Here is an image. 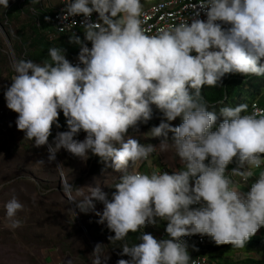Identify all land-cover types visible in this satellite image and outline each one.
<instances>
[{"label": "clouds", "instance_id": "9594fccd", "mask_svg": "<svg viewBox=\"0 0 264 264\" xmlns=\"http://www.w3.org/2000/svg\"><path fill=\"white\" fill-rule=\"evenodd\" d=\"M8 3L0 0V8ZM63 3L62 19L98 14V20L82 23L91 46L73 33L69 41L80 45L78 64L70 63L59 46L48 47V59L40 63L14 61L3 95L6 107L17 113L16 128L34 146L46 145L49 162L63 147L81 159L91 153L120 173L108 185L115 189L109 198L99 184L87 186V192L74 187L57 164L67 200L75 201L80 212L93 211L96 222L114 233L110 241L155 224L156 218L167 221L169 238L140 231L139 243L120 246L129 259L116 264H194L182 240L191 234L243 248L264 226V110L223 106L217 123V112L209 109L201 88L221 84L226 73L264 75V0H196L191 7L198 4L205 19L197 10L190 22L181 19L153 34L142 26L141 0ZM151 105L163 118L144 135L162 137L156 145L139 143L129 134L152 118ZM58 110L67 130L56 132L48 143L51 126L59 127ZM177 117L180 123L172 126L169 122ZM80 131L84 138L75 139ZM168 151L179 157L182 168L171 173L138 170L153 153ZM233 162L236 166L227 170ZM257 168L258 178L247 192L230 179L239 175L246 182ZM95 201L102 202V211L95 209ZM2 207L0 222L9 229L19 227L24 205L12 195ZM90 254L91 264H106L100 244Z\"/></svg>", "mask_w": 264, "mask_h": 264}, {"label": "trees", "instance_id": "16d2710c", "mask_svg": "<svg viewBox=\"0 0 264 264\" xmlns=\"http://www.w3.org/2000/svg\"><path fill=\"white\" fill-rule=\"evenodd\" d=\"M57 6H46L43 0H9L6 9L0 8V25L3 26L5 32L10 38L11 51L7 44L0 36V71L3 65L6 66L7 85L3 88L0 87V109H4V115L0 120V187L7 188L17 182H28L36 186L40 194L55 192L64 195L61 189L62 179L57 173L55 167L57 164L62 165L64 171V179L74 184V187H80L81 191L87 189V186H96L101 183L100 188H103L109 194L115 191L114 188H104L103 183L105 180H111L110 185L115 183L120 175L119 172L113 170L111 167H106L98 157L89 153L88 158L83 162L81 158L72 155L70 152L61 147L55 154V160L49 162L47 160L46 145L36 147L32 144L31 140L24 138L22 130H18L16 125H10L5 122L6 116L9 118L11 114L17 115L14 111L6 107L4 99V89L10 85L11 78L14 75L13 63L19 59L32 60L40 63L47 57V49L50 46H59L64 50L65 58L70 63L77 57L80 45L70 42L69 36L66 34L58 33L54 29L52 22L53 14ZM78 36L81 41L88 43L84 39L83 29L80 30ZM12 53V60L9 62L10 54ZM201 95L207 101L210 110L217 112V123L223 117L219 114V108L223 106H235L238 104L247 105V111H250L253 102H264V75H243L240 73H226L221 78V84L215 86H202ZM2 105V106H1ZM152 107V118L146 124H140L136 132L129 130L132 138L136 139L139 143H152L158 144L162 137H151L144 135L149 131L152 126L158 125L163 118L155 105ZM156 118L158 122H154ZM56 124L51 126V132L48 137V143L53 142V137L58 131L67 130L66 118L63 113L58 110ZM15 123V122H14ZM172 126L180 123V119L169 122ZM6 125V129H4ZM85 133L78 132L74 138L83 139ZM172 133L169 131L168 137L171 141ZM29 155L32 159L24 161L22 164H17L13 170L8 172L3 170L7 164L14 165L17 163L22 155ZM264 156V153L261 154ZM7 158H10L7 160ZM43 159L44 163L38 161ZM158 159V161H157ZM207 162V159L206 161ZM48 166L47 170H42L40 166ZM235 162L230 163L228 167H234ZM158 168L166 167L173 170H178L182 167L176 164L175 167L165 164L161 159L160 153H156L150 162L142 161L138 165V170H147L150 172ZM35 169V170H34ZM54 177V178H53ZM192 181H190L191 185ZM75 192H73V195ZM75 204V201H71ZM95 209L102 211V202L95 201ZM66 202L64 205V213L61 214L56 209L47 212H41V219L47 221L45 225L49 224V218L55 220V223L60 225L61 232L56 236L54 234L51 238H46L44 233L41 236L43 245L42 249L59 248L60 246L70 250L75 262L80 264H91V252L96 244H100L103 249V254L107 256L106 264H116L118 259H129L127 254H121L120 246L127 243L131 246L134 243H139L138 235L142 229L137 232H129L122 240H109L110 236L114 233L109 230L104 223H97L98 217L93 213L90 215L88 212H80L77 209L78 216L73 215L69 209L71 205ZM190 207H195L194 205ZM73 212V207L71 209ZM158 222L161 219L156 218ZM80 221L83 222V226ZM90 235L93 239V244L89 240ZM40 241V240H39ZM62 243V244H61ZM256 244L257 249L264 247V238L250 237L245 243L243 248H233L230 243L225 244H210L200 245L194 239L188 246L187 251L191 261L196 258L206 257L210 261L217 264H245L250 259L238 260L240 255L251 253L250 246ZM62 247V248H63ZM61 248V250H62ZM45 251V250H44ZM103 261V256L101 257ZM70 262V258L68 260Z\"/></svg>", "mask_w": 264, "mask_h": 264}, {"label": "rangeland", "instance_id": "374dc122", "mask_svg": "<svg viewBox=\"0 0 264 264\" xmlns=\"http://www.w3.org/2000/svg\"><path fill=\"white\" fill-rule=\"evenodd\" d=\"M58 1L59 0H43V3L46 6L51 4L55 6L57 5ZM141 3L143 4V1ZM0 36L11 51L10 38L8 37L5 30L4 32L0 30ZM12 60L11 53L9 62ZM5 69L6 66L3 65V69L0 71L1 88L8 84L6 80L7 73ZM16 116L17 115L14 114H11L9 118L6 116L5 122L9 123L10 125H14ZM5 126L6 125L3 126L4 129H6ZM160 155L162 161H164L165 164L171 165L172 168L175 167L176 164H179L180 167H183L179 161V157L171 151L162 152ZM9 159L10 158H7V160ZM31 159L32 158L28 154L22 155L16 164L11 165V163H9L3 168V170L10 172L13 170V167L17 166V164H22L24 161H29ZM81 160L83 162L85 161V159ZM40 168L42 170H47L48 166L42 165ZM154 168L158 169V166H155ZM110 182L111 180L109 179L105 180L103 183L104 188H109L108 185H110ZM97 184L101 186V183L98 182ZM101 190L104 189L101 188ZM83 192H87V189H84ZM12 195H15L17 199L24 205V207L18 212V218L21 220L19 227L15 229H9L5 227L2 222H0V264H80L74 263L75 258L72 253H69L70 250L65 249L63 252V246H60L59 248H51L48 246L47 250L44 249L45 251L42 249L45 246L43 245L44 243L41 239L43 233L46 238H51L53 237L52 234L56 236L62 230L60 225L56 224L55 220L51 218H49V224L45 225L47 221L41 219L42 217L40 216V213H48V211L53 212L56 209L58 212L63 214L64 205L66 202L70 204L71 201H68L65 195L55 192L40 194L36 186L32 183L17 182L13 183L12 186L7 188L0 187V217L3 216V202ZM70 207L71 209L73 207V210H75V213H77L78 216L75 204L72 203ZM88 213L92 215L94 212L88 211ZM262 230H264V226L259 227L256 233H254L251 237L262 238L264 235ZM250 247L251 252H256L258 250L256 244H252ZM69 258L70 262L68 261Z\"/></svg>", "mask_w": 264, "mask_h": 264}, {"label": "built area", "instance_id": "2783aa9c", "mask_svg": "<svg viewBox=\"0 0 264 264\" xmlns=\"http://www.w3.org/2000/svg\"><path fill=\"white\" fill-rule=\"evenodd\" d=\"M192 4H196V0H156L154 4L142 10V20H143L142 26L145 28L148 34H153L158 28H164L169 24L177 23L181 19H185V20L188 19V22H190L191 18H193L192 13L197 10H199V18L202 20L205 19L206 17L204 10L200 9V6L198 4L196 9H193L191 7ZM64 10H65V6L63 0H60V4L57 6V9L55 10L52 18L54 29L58 33H62L66 35H71L74 33L75 35H78L80 30L82 29V23L97 20L95 12H93L87 20H85V18L82 15H74L62 19L61 17L63 15ZM223 26L224 25H222V27ZM85 45L90 47L91 42L85 43ZM78 63L79 61L78 58L76 57L72 61V64L75 65ZM253 108L264 110V102H258V101L253 102L250 111ZM4 113H5L4 109H0V120L2 119ZM155 155L156 153H153L150 156V158L145 160L144 162H150ZM263 166H264V162H262L260 167ZM155 170L166 171L169 173L172 172L170 169L166 167L158 168ZM141 171L146 172L147 170L143 169ZM194 206L196 207L198 205H194ZM166 223L167 221L165 220H162V222H158L157 220V223L155 224L146 223L142 228V231L146 233H150L156 239L169 238L168 234L165 231ZM194 239L200 245L216 244L207 235L202 236L200 234H191L182 237V240L186 243L187 246ZM192 262H194V264H217L214 261H210L206 257L193 259Z\"/></svg>", "mask_w": 264, "mask_h": 264}, {"label": "crops", "instance_id": "0c3cea01", "mask_svg": "<svg viewBox=\"0 0 264 264\" xmlns=\"http://www.w3.org/2000/svg\"><path fill=\"white\" fill-rule=\"evenodd\" d=\"M142 1H143V4L141 3L142 10L148 8L149 6H151L152 4H154L156 2V0H141V2ZM59 4H60V0L58 1L56 6H58ZM96 18L98 20V14L97 13H96ZM231 168L232 167H228L227 170H230ZM260 168H264V166L260 167ZM260 168L253 169V175L251 177H249L246 182H243L239 175H231L230 179H232L236 183V185L238 187H240L241 192H247L250 189L251 183L254 182L258 178L256 173L259 172ZM262 231L264 233V230H262ZM262 238H264V235ZM247 259H250L251 261H249L245 264H264V247H261L256 252H251L249 254L240 255L238 257V260H247Z\"/></svg>", "mask_w": 264, "mask_h": 264}, {"label": "water", "instance_id": "95a60500", "mask_svg": "<svg viewBox=\"0 0 264 264\" xmlns=\"http://www.w3.org/2000/svg\"><path fill=\"white\" fill-rule=\"evenodd\" d=\"M0 30L2 31V32H4V28H3V26L2 25H0ZM153 121L154 122H158V120L156 119V118H154L153 119ZM76 215H77V213H76ZM80 223H81V225L83 226V223L80 221ZM89 236V240L91 241V243L93 244V239H92V237L90 236V235H88Z\"/></svg>", "mask_w": 264, "mask_h": 264}]
</instances>
